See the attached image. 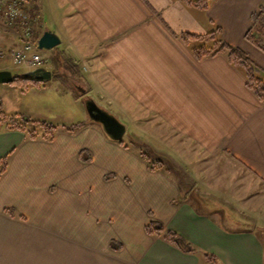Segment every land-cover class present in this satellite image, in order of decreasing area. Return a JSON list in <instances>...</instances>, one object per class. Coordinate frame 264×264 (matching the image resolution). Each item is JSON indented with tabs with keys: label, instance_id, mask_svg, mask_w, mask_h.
I'll use <instances>...</instances> for the list:
<instances>
[{
	"label": "crops",
	"instance_id": "0c3cea01",
	"mask_svg": "<svg viewBox=\"0 0 264 264\" xmlns=\"http://www.w3.org/2000/svg\"><path fill=\"white\" fill-rule=\"evenodd\" d=\"M28 6L39 34L54 31L64 45L51 71L58 83L52 90L33 85L47 91L42 105L16 100L8 107L6 100L4 108L58 129L48 141L0 128V159H9L0 176V264L211 263L204 253L220 264H264V104L224 55L199 61L176 37L219 27L222 40L264 71V52L246 39L264 0H212L207 10L181 0ZM48 13L53 30L44 24ZM90 95L115 117L129 106L135 127L144 115L158 119L203 152L204 169L185 172L171 163L174 177L151 171L123 138L111 140L89 120L82 100ZM97 164L104 165L95 173ZM151 221L179 233L197 253L148 235Z\"/></svg>",
	"mask_w": 264,
	"mask_h": 264
},
{
	"label": "rangeland",
	"instance_id": "374dc122",
	"mask_svg": "<svg viewBox=\"0 0 264 264\" xmlns=\"http://www.w3.org/2000/svg\"><path fill=\"white\" fill-rule=\"evenodd\" d=\"M30 15H31V18L35 19L34 41L35 39H37L38 41L39 38L42 36L39 34L40 31L42 30V27L39 26L40 23L37 22L38 20H36L38 18L32 15V13ZM44 24L48 29L53 30L55 28V26H53L54 24L52 22V18L50 17L49 13L44 18ZM255 25H256L255 28L259 31V33H264V15L263 14L259 19L256 20ZM2 30L3 32L0 34V48L4 49L6 55L4 58L0 59V68L7 67L6 69H3V70L12 71L14 76L23 75L29 72L27 66L15 65L12 62L11 55L8 53L9 50L11 49L15 50V49H20L22 47L24 43L23 37L15 29L4 27L2 28ZM260 38H261L260 39L261 43H264V41L262 40L263 37L261 35H260ZM63 46H64L63 44H59L58 46L52 49H39L38 46H36L37 48H35V51L38 52L47 61L45 69L49 71L55 70L54 69V59H55L54 53L57 50H60L61 48H63ZM257 74L259 77L264 79V71L262 69H259V67H258ZM56 80L57 79L51 78L50 81L40 82V83H42L41 84L42 86L47 84L46 86L47 89L52 90L56 88V84L58 83V81ZM67 80H70V77H68ZM43 83L45 84L43 85ZM42 86L34 87L32 85L29 87L27 91H22L21 88L18 87L13 82L2 83L0 84V98L3 101H6V100L8 101L7 102L8 107H12V103L15 104L16 100L17 102H26L34 106L42 105L40 103V100H41L40 94L47 92V91L42 90ZM80 88H83V86L81 87L80 85ZM87 98L93 99L91 95L87 97L84 96L82 103H85V100ZM53 99L57 100L56 103H59L60 102L59 100H63V99H58V97L53 98ZM48 103L49 102H46L44 103V105H49ZM62 103H63L62 104L63 111H65L64 108L67 105L64 101ZM104 109L109 111V109L107 108H104ZM120 111L122 114H118V116L120 117L116 115V118L126 126V132L123 137L124 142L128 146H130L132 150L134 151L135 150L138 152L143 151L147 153L152 158V161L162 160L164 164L160 167V169H162L166 174L172 177H174L176 174V171H173L171 169L169 170V167L171 168V165H170L171 163H174L180 170L185 171V172L191 171L195 173V172H199V170L204 169V165L200 164L201 162L200 160L203 157V152L196 149V147H191V144L188 143L187 140H185L182 137L179 138L175 133L167 129V127H165L158 119H155L151 115H144L145 116L144 118L143 116L141 117V119H143L144 121L143 125L135 127L136 124L135 123L131 124V121L129 119L130 118L129 106L127 105L123 106L122 110ZM112 113L115 114V112H112ZM48 115L55 116V114H48ZM135 117L140 118L139 116H135ZM147 118H149L148 120L150 121H147L146 120ZM103 165L101 164L95 165L94 172L96 173L98 170H100V168ZM259 235L262 237L264 241V231H260ZM209 264H212V263H209Z\"/></svg>",
	"mask_w": 264,
	"mask_h": 264
},
{
	"label": "trees",
	"instance_id": "16d2710c",
	"mask_svg": "<svg viewBox=\"0 0 264 264\" xmlns=\"http://www.w3.org/2000/svg\"><path fill=\"white\" fill-rule=\"evenodd\" d=\"M185 5L195 7L201 10H207L212 0H181ZM264 13L261 7L252 15V24ZM253 26L246 34V39L253 43L257 48L264 52V43L253 32ZM222 30L218 27L216 30L205 35H197L189 32L176 34L184 44L191 47L192 53L199 61L215 57L219 54L224 55L229 63L242 71L246 78L247 88L255 95L259 102L264 104V79L258 76V66L251 60L246 52L235 47L221 39ZM22 91H27L32 85L41 84L33 77L16 75L13 81ZM83 124H77L68 128L69 131L81 127ZM0 128L8 130H17L25 134L31 140L39 138L52 141L58 126L45 121L33 119L23 113L9 114L4 108L3 100L0 98ZM122 144V141L119 142ZM140 158L146 162L151 171L160 170L164 164L162 160L152 161V158L145 152L139 151ZM9 159L4 157L0 159V176L5 173L8 167ZM5 212L10 216H15L16 212L12 209H6ZM21 217V216H20ZM145 230L150 236L163 237L165 241L186 253H197V250L176 231L166 229L160 223L151 221ZM204 257L212 264H220L217 257L213 254L204 253Z\"/></svg>",
	"mask_w": 264,
	"mask_h": 264
},
{
	"label": "built area",
	"instance_id": "2783aa9c",
	"mask_svg": "<svg viewBox=\"0 0 264 264\" xmlns=\"http://www.w3.org/2000/svg\"><path fill=\"white\" fill-rule=\"evenodd\" d=\"M30 0H0V34L2 28H15L19 30L24 39L20 49H11L12 62L17 66H27L28 70L45 68L47 61L35 51V19L31 18L29 11ZM6 55L4 49L0 48V59Z\"/></svg>",
	"mask_w": 264,
	"mask_h": 264
},
{
	"label": "water",
	"instance_id": "95a60500",
	"mask_svg": "<svg viewBox=\"0 0 264 264\" xmlns=\"http://www.w3.org/2000/svg\"><path fill=\"white\" fill-rule=\"evenodd\" d=\"M61 43L59 36L51 30L45 31L38 40L39 49H52ZM26 76L33 77L39 82H46L52 78V73L46 69L29 71ZM15 76L10 70H0V84L11 83ZM85 107L89 120L100 124L107 135L113 141H121L126 131V126L121 123L113 114L100 107L93 99L85 100Z\"/></svg>",
	"mask_w": 264,
	"mask_h": 264
}]
</instances>
